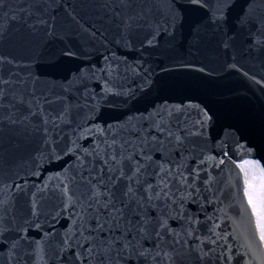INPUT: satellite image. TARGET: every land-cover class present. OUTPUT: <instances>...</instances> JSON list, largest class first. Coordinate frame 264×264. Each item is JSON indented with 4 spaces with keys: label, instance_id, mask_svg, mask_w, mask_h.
Segmentation results:
<instances>
[{
    "label": "snow or ice",
    "instance_id": "6c2138e0",
    "mask_svg": "<svg viewBox=\"0 0 264 264\" xmlns=\"http://www.w3.org/2000/svg\"><path fill=\"white\" fill-rule=\"evenodd\" d=\"M257 260L264 0H0V264Z\"/></svg>",
    "mask_w": 264,
    "mask_h": 264
},
{
    "label": "water",
    "instance_id": "95a60500",
    "mask_svg": "<svg viewBox=\"0 0 264 264\" xmlns=\"http://www.w3.org/2000/svg\"><path fill=\"white\" fill-rule=\"evenodd\" d=\"M236 103H238V104H245V103H247V101L241 100V101H236ZM235 178H236V174H235V172H233L232 176L229 179L235 180ZM240 243H243V239L242 238L240 240ZM241 250H243V249H241ZM255 264H259V261L258 260L255 261Z\"/></svg>",
    "mask_w": 264,
    "mask_h": 264
}]
</instances>
